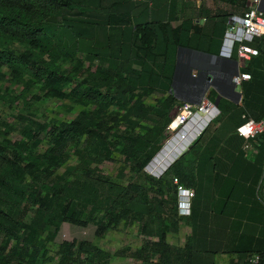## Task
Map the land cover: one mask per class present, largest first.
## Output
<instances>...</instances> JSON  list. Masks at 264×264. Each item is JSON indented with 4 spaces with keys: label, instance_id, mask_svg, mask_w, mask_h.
<instances>
[{
    "label": "trees",
    "instance_id": "obj_1",
    "mask_svg": "<svg viewBox=\"0 0 264 264\" xmlns=\"http://www.w3.org/2000/svg\"><path fill=\"white\" fill-rule=\"evenodd\" d=\"M150 1L0 0V81L4 80L1 68H5L9 79L21 87L20 97L38 85L36 89L43 98L67 99L94 108L59 125H40L18 117L19 138L13 142L6 139L11 127L0 120V137L4 138L0 140V264L51 261L45 256V246L62 223L80 228L92 224L94 236L101 237L120 220H137L140 234L154 240H144L133 252L122 248L115 255L133 258L138 264H213L212 257L222 250L223 231L217 224L202 230L199 225L190 227L191 234L182 248L169 246L165 234L177 220L189 225L197 215V179L201 178L200 184L203 179L199 166L211 162V175L226 155L242 159L238 150L241 142L233 136L219 139L216 134L205 143L204 150L192 143L188 153L193 165L184 161L185 153L180 154L155 178L143 167L159 148L149 151L148 146L141 145L142 136L124 132L119 152L124 168L132 174L126 186L113 185L90 168L93 162L110 159L105 123L112 122L119 128L120 120L132 125L136 124L132 119L147 120L149 110L143 106L142 97L151 93L163 97L151 110L156 121L167 123V110L174 104L169 90L175 51L192 46L191 38L197 30L190 24L170 27L166 9L150 11ZM80 54L89 66L96 61L94 70L80 85L64 93L70 78L83 73L77 66L76 56ZM58 61L73 64L61 72ZM13 100L0 93V102ZM112 105L123 110L119 119L107 112ZM236 117L239 119V113L233 110L227 122ZM41 134L47 148L40 154L32 153L29 146H36ZM82 138L83 148L75 152L78 166L73 169V179L54 175L66 149L75 147ZM257 141L258 155L264 153V134ZM225 146L235 153H219ZM178 187L194 192L186 216L176 214ZM165 194L174 219L169 225L162 215ZM28 212L31 214L25 220ZM56 255V264H109L108 255L86 241H63L57 245ZM258 258L259 264H264V255Z\"/></svg>",
    "mask_w": 264,
    "mask_h": 264
},
{
    "label": "rangeland",
    "instance_id": "obj_2",
    "mask_svg": "<svg viewBox=\"0 0 264 264\" xmlns=\"http://www.w3.org/2000/svg\"><path fill=\"white\" fill-rule=\"evenodd\" d=\"M227 1L228 0H151V7L149 9L157 13V9L163 7L166 9V14L169 12V23L172 24L182 18L193 20L196 15L194 13L195 16H192L193 11L187 8L189 6L194 7L198 4L210 3L212 7L221 9L227 13L226 17L231 14H238L241 11L242 7L240 6L244 0ZM181 4L188 5L185 6L188 11L186 14L191 18L184 14H178L177 7ZM172 11H174V13H172ZM217 25L214 27L216 28ZM184 28H186V26H184ZM190 43L197 48H201L200 46H202V41L197 38V34L191 38ZM76 58L77 61H79V63H77L78 69L79 71L81 70V72L83 71V73H76L70 78L63 89L64 93H67L72 87L80 85L85 75H88L94 70L96 61L92 63L93 66H89L87 61L83 58V55H77ZM72 64L73 63L61 61L56 62V66L61 72H66ZM1 73L4 75V80L0 81V93L7 97L14 98L12 103L8 101L0 102V120L11 127L12 131L6 137V139H9L11 142L19 138L17 132L20 119L18 117H24L40 125L46 124L50 126L68 123L78 113H90L94 110L92 106H78L67 99L58 100L43 98L36 89L38 85H33L28 92L20 97L21 87L9 79L8 71L5 68H1ZM81 87L83 88V86ZM33 96H37L38 100L33 101ZM162 99V96H158L154 93L142 97L143 106L149 110L147 120L132 119L136 123L135 125L120 120L117 122L119 128L112 122L105 123L106 127L109 129L107 142L109 143L110 159L109 161L91 163L90 168L94 169L95 174L102 175L113 185L121 187L126 186L132 174L127 168H124V158L119 152L120 136L125 135L124 132L131 133L132 136H142V138H144L141 140V145H144L143 148L148 146L149 151H153L156 148L160 149L165 142L191 123L192 120L185 126L178 127L173 131L167 128V124L177 112V106L179 104L176 105L175 103L167 110V123H165V121H156L151 110L155 109ZM107 112L109 115L113 114L117 119L123 115V110L117 108L115 105L110 106ZM218 117V113H215L214 117L203 127L200 133L184 148L181 154L185 153V162L193 165L194 160L191 154L188 153V147L195 142L199 145L205 143L210 135L215 132L219 122ZM219 134L220 130L217 132V135L215 132L212 136L216 135V137H218ZM38 138L39 143L36 144V146H29L32 153L40 154L47 148L45 136L41 134ZM2 139L4 138L0 137V140ZM255 139L250 142L254 143ZM83 144L82 138L75 147L69 146L66 149L64 160L56 169L54 175L64 176L67 181L73 179V169L78 166L75 152L82 150ZM148 149L142 150V152ZM158 150L154 152V155ZM257 150L259 153L258 148ZM241 155L244 158L243 160L249 163L248 166H244L237 170L239 166L233 167V162L224 169L222 166L216 165L213 173L204 180L207 181L206 184H200L201 178L197 179L198 187L196 190V198L194 199V210L197 215L190 221L189 225L184 224L180 220L175 222L174 227L172 226V230L165 234V240L169 246L182 248L186 238L191 234L190 227H197V225H199L198 228L202 230L206 221L205 224L207 227H212V225L217 224L216 226H218L220 231H223L224 246L220 252L212 257L213 264H242L244 263L243 261L250 258V255H264V210L255 195L256 191L261 187L260 182L264 165V153L258 155L257 153L256 155L253 154L251 159H249V153L246 151H242ZM143 171L150 175L149 171L146 172L144 167ZM172 183L175 185L176 181L172 179ZM162 200V215L165 219V223L169 225L174 219L171 217L168 195L165 194ZM203 209L206 214L202 215ZM209 209L212 210V214L209 213ZM30 214L31 213L28 212V215L24 219L26 220ZM176 214L177 216H181L178 213L177 205ZM100 215L101 212L96 213V216ZM201 216L203 217L202 219ZM139 225L137 220H120L114 228L109 229L103 236L95 237L94 226L92 224L80 228L62 223L53 240L48 242L45 246V256L51 258V261L43 264H56L58 258L56 255L57 245L63 241L73 240L86 241L103 251L108 255L109 264H138L133 258L116 256L115 253L122 248H129L133 252L141 246L144 240H154V238L142 236L139 232Z\"/></svg>",
    "mask_w": 264,
    "mask_h": 264
},
{
    "label": "crops",
    "instance_id": "obj_3",
    "mask_svg": "<svg viewBox=\"0 0 264 264\" xmlns=\"http://www.w3.org/2000/svg\"><path fill=\"white\" fill-rule=\"evenodd\" d=\"M186 5L181 4L177 7L178 14H184L191 18L186 14L188 12L187 9H190L193 11L192 16L196 15L195 18L193 20L182 18L172 24L169 23V26L174 28L183 24L192 25L197 30L194 36L197 34V38L202 41V46H200L201 48L195 46L177 48L173 58L175 67L170 82L171 93H169L173 96L176 105L184 102L195 104L202 96L212 105L216 103V113H218L219 122L215 132L217 134L218 128L221 127L219 139L229 135L233 136L237 142H241L238 149L239 153H241L243 151V140L235 135V129L240 125V119L243 122L244 119L259 120L264 118V36L255 38L250 43H247L248 47L256 51V55H247L245 58H240L233 52L229 59L219 57L218 51L222 42L224 26H226L227 17L230 15L226 17L227 13L212 7L210 3L198 4L194 7L189 6L187 9L185 8ZM260 8L264 12V8L261 5ZM215 25H217L216 28L214 27ZM239 72H247L250 75V80L242 82L239 86H233L230 83V79ZM218 107L221 112H219ZM233 110L239 113V119L236 117L232 122H227V115ZM214 133L210 135L208 140ZM205 143L200 144L199 150H204L205 147L203 146ZM258 145L259 143L255 139L254 143L252 142L254 152H248L249 159H251L253 154L256 155ZM225 151L226 153H231V155L234 152L225 146L221 147L219 153L222 154ZM241 158H232L226 155L225 160L219 162L217 166H222L224 169L233 162V167L239 166L237 168L239 170L249 164L243 160V157ZM211 164L210 162L199 166L200 174L203 178L202 183L204 184L207 182L204 180L209 176L208 170ZM190 190L192 191V189ZM258 192L259 190L255 193L256 197ZM206 227L207 225L204 223V228ZM203 232L206 231L203 230Z\"/></svg>",
    "mask_w": 264,
    "mask_h": 264
},
{
    "label": "built area",
    "instance_id": "obj_4",
    "mask_svg": "<svg viewBox=\"0 0 264 264\" xmlns=\"http://www.w3.org/2000/svg\"><path fill=\"white\" fill-rule=\"evenodd\" d=\"M260 5L261 0H244L240 13L227 18L218 51L219 57L229 59L233 52L240 58H245L247 55H256V51L248 47L247 43L264 36V12L261 10ZM249 80L250 75L247 72H239L231 77L230 83L233 86H239L242 82ZM210 108L214 109L213 105L203 96L195 104L181 103L177 106L176 115L167 124V128L173 131L178 127H183L197 115L204 116ZM214 111L216 113L215 109ZM235 133L243 140L242 150L249 153L254 152L250 141L264 134V118L259 120L244 119L235 129ZM261 178V188L257 194V199L264 208V168ZM192 196L193 192L190 189L177 188V210L181 216L188 214L189 200ZM244 262L259 264L258 255H250V258Z\"/></svg>",
    "mask_w": 264,
    "mask_h": 264
},
{
    "label": "bare ground",
    "instance_id": "obj_5",
    "mask_svg": "<svg viewBox=\"0 0 264 264\" xmlns=\"http://www.w3.org/2000/svg\"><path fill=\"white\" fill-rule=\"evenodd\" d=\"M213 115H215V111L210 108L204 115L205 117H195L183 130L168 140L163 150L156 156L152 164L148 166L147 171L154 175V173H157V169L161 170L168 157L175 153L177 149L184 148L203 129Z\"/></svg>",
    "mask_w": 264,
    "mask_h": 264
},
{
    "label": "water",
    "instance_id": "obj_6",
    "mask_svg": "<svg viewBox=\"0 0 264 264\" xmlns=\"http://www.w3.org/2000/svg\"><path fill=\"white\" fill-rule=\"evenodd\" d=\"M171 93V90L169 91ZM214 109L216 110V103L213 104ZM200 115H197L196 117H199ZM200 133V132H199ZM198 133V134H199ZM196 137V136H195ZM194 137V138H195ZM193 138V139H194ZM168 142V141H167ZM157 151V153H155V155L148 161V163L144 166L145 171L147 172L148 166L152 164L153 160L156 158V156L159 155V153L163 150L164 146L166 145V143ZM190 143V142H189ZM188 143V144H189ZM188 144H186V146H188ZM185 146V147H186ZM184 147V148H185ZM183 147H181L180 150H176L175 153H173L171 156L168 157V159L165 161L164 166L162 167V169H157V173H154V175L150 174L151 176L158 178L172 163L175 159H177V157L182 153V151L184 150Z\"/></svg>",
    "mask_w": 264,
    "mask_h": 264
},
{
    "label": "flooded vegetation",
    "instance_id": "obj_7",
    "mask_svg": "<svg viewBox=\"0 0 264 264\" xmlns=\"http://www.w3.org/2000/svg\"><path fill=\"white\" fill-rule=\"evenodd\" d=\"M261 6L264 8V0H261Z\"/></svg>",
    "mask_w": 264,
    "mask_h": 264
}]
</instances>
